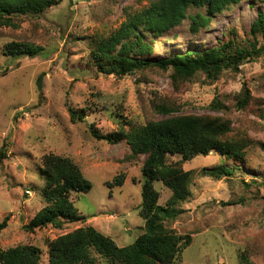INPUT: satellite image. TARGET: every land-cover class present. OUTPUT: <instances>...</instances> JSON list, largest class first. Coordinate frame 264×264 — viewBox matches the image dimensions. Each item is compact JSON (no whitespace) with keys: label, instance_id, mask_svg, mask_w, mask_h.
<instances>
[{"label":"rangeland","instance_id":"374dc122","mask_svg":"<svg viewBox=\"0 0 264 264\" xmlns=\"http://www.w3.org/2000/svg\"><path fill=\"white\" fill-rule=\"evenodd\" d=\"M154 0H62L44 15L16 18V28L0 27V222L10 216L0 234V249L36 245L40 264H49L48 242L80 227L93 226L119 247L133 244L142 235L144 157L131 161L126 141L109 144L90 134V127L107 135L175 116L230 118L235 132L248 134L257 144L240 159L227 160L212 153L183 164L192 172L190 196L178 207L181 216L166 222L178 235H191L192 244L178 264H264V57L225 70L217 80L199 72L175 83L173 71L152 69L124 77L101 73L91 54L95 38L110 36L128 13L148 7ZM264 11V0H242L213 19L208 29L191 34L189 23L155 42L154 59L205 50L245 32ZM197 11H191L195 14ZM44 48L35 57L4 55L10 42ZM43 76V77H42ZM42 77V87L37 83ZM248 86L252 100L246 110L235 98ZM220 98L230 108L214 111ZM165 106L173 112L157 113ZM69 109L84 115L71 121ZM261 143V144H259ZM70 158L92 184L88 193H71V201L87 217L83 224L57 230L47 227L27 232L24 227L46 206L45 180L41 175L45 156ZM175 161L180 157L173 158ZM231 168V179L217 180L207 170ZM125 174L123 186L114 183ZM159 203L167 205L172 192L160 181ZM96 264H108L98 259Z\"/></svg>","mask_w":264,"mask_h":264},{"label":"trees","instance_id":"16d2710c","mask_svg":"<svg viewBox=\"0 0 264 264\" xmlns=\"http://www.w3.org/2000/svg\"><path fill=\"white\" fill-rule=\"evenodd\" d=\"M242 0H154L148 7L128 13L126 20L110 36L95 38L91 54L104 75L124 77L139 71L172 70L175 83L192 79L205 72L217 80L225 70L239 72L241 66L264 57V11H260L245 39L239 33L218 46L197 51L189 49L182 54L154 59L155 42L146 36L162 37L185 22L191 34L208 29L213 19ZM62 0H0V27L16 28V18L28 16L39 18ZM191 11H197L192 14ZM44 48L25 42H10L5 45L4 55L12 58H35ZM252 100L248 86L235 98V106L246 110ZM210 108L228 111L230 108L216 98ZM157 113L168 115L170 107H155ZM71 121H82L84 115L69 109ZM264 118V115H260ZM91 136L98 141L118 144L126 141L131 149L129 160L144 157L145 177L142 187L140 217L145 222L144 230L137 240L126 247H119L110 237L93 226L80 227L48 242L49 264H96L105 259L108 264H178L177 260L191 244V235H178L166 222L181 216L178 207L190 196L192 172L185 171L183 164L197 156L217 153L227 160H242L257 142L248 134L235 132L230 118L209 116H175L151 121L127 132L104 135L90 127ZM261 144V143H259ZM180 157L175 161L173 158ZM41 175L45 180L44 199L41 209L28 225L27 232H36L53 227L57 230L66 225L83 224L84 216L71 201V193H88L92 184L86 180L81 168L70 158L49 154L42 161ZM217 180L231 179L234 171L220 167L205 171ZM125 174L116 177L114 183L124 184ZM160 181L172 192L167 205L159 203L160 193L155 182ZM10 216L0 222V234L8 227ZM42 253L36 245H20L0 249V264H40ZM240 264H249L243 255Z\"/></svg>","mask_w":264,"mask_h":264},{"label":"water","instance_id":"95a60500","mask_svg":"<svg viewBox=\"0 0 264 264\" xmlns=\"http://www.w3.org/2000/svg\"><path fill=\"white\" fill-rule=\"evenodd\" d=\"M43 77V76H42ZM42 77H40V79H39V81H38V83H37V86L39 87V89H41V87H42V84H41V82H42Z\"/></svg>","mask_w":264,"mask_h":264}]
</instances>
